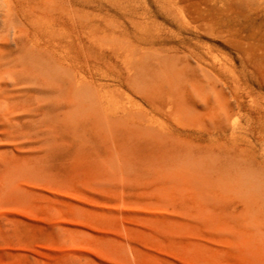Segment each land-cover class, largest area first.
Returning <instances> with one entry per match:
<instances>
[{
  "label": "bare ground",
  "instance_id": "obj_1",
  "mask_svg": "<svg viewBox=\"0 0 264 264\" xmlns=\"http://www.w3.org/2000/svg\"><path fill=\"white\" fill-rule=\"evenodd\" d=\"M156 2L175 31L142 26L148 8L119 4L117 14L96 15L88 8H100L97 0H0V204L27 199L24 182L75 157L103 191L136 167L151 169L187 204L158 214V229L195 221L217 231L241 264H264L256 242L264 231V0ZM121 93L141 97L151 113L119 110ZM167 112L176 125L163 126ZM137 150L140 163L131 159ZM225 193L242 206L220 205ZM75 196L84 204L82 192Z\"/></svg>",
  "mask_w": 264,
  "mask_h": 264
},
{
  "label": "rangeland",
  "instance_id": "obj_2",
  "mask_svg": "<svg viewBox=\"0 0 264 264\" xmlns=\"http://www.w3.org/2000/svg\"><path fill=\"white\" fill-rule=\"evenodd\" d=\"M97 1L102 2L100 8H88L93 14H105L107 9L117 14L114 5L119 4L136 6L139 12L148 8L151 13L137 18L142 26L156 32L177 29L176 24L158 11L157 0ZM172 1L181 6L180 0ZM118 36L124 41L123 35L118 33ZM131 40H135L134 36ZM205 40L220 50L231 52L218 40ZM143 46L147 47L146 44L140 47ZM260 92L264 95V86ZM122 95L119 110L125 105L135 111L143 107L142 110L149 112L147 102L141 97L133 95L123 100ZM167 116L168 112L161 118L163 126L176 125L174 118ZM240 116L236 115L237 122H244ZM1 137L0 148H3L6 140ZM144 156L140 150L131 152V159H136L137 163ZM71 160L60 168L58 165L57 174L34 184L24 182L23 186L33 191L27 199L0 204V264H241L239 254L225 245L217 231L207 230L195 221L190 220L189 226L169 225L170 232L157 228L158 214L174 216L178 214L177 209L187 204L170 182L165 185L151 169L136 167L129 177L112 178V188L103 191L86 182L90 169L77 164L75 168ZM164 170L166 172L167 167ZM158 179L161 183L156 181ZM154 180L156 182L152 183ZM179 184L184 187L181 181ZM77 191L84 194V204L76 198ZM231 198L223 194L220 205L233 202L229 205L242 206L240 198L234 196L233 201ZM155 202L163 207L160 211L156 210ZM80 205H84L83 208ZM256 242L257 251L263 253L264 231L257 233Z\"/></svg>",
  "mask_w": 264,
  "mask_h": 264
}]
</instances>
